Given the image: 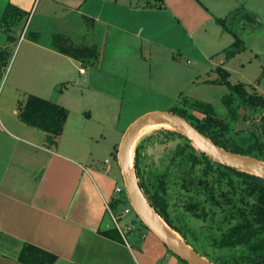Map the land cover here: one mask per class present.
<instances>
[{
    "label": "crops",
    "instance_id": "0c3cea01",
    "mask_svg": "<svg viewBox=\"0 0 264 264\" xmlns=\"http://www.w3.org/2000/svg\"><path fill=\"white\" fill-rule=\"evenodd\" d=\"M36 1L0 0V264H24L18 260L24 244L55 255V260L47 264H154L147 250L156 248L153 240L150 247L145 245V237L140 244L139 239L131 240L129 231L123 241L100 232L114 226L105 222L107 206L117 197L110 156L117 154L123 131L117 139L114 115L108 118L106 114L115 113L113 108L76 110L75 104L85 101L82 96L58 92L57 84L67 80V65L85 63L51 49L48 42L25 36ZM54 1L74 10L72 22L78 24L75 35L66 29L61 33L74 44H95L98 58L112 29L121 34L120 40L133 36L140 44L164 53L197 48L199 40L194 34L206 33L209 28L220 38L222 25L218 20L236 11L239 21L234 26L245 30L257 24L264 28V0H163L159 4L137 0ZM7 3L30 12L26 21L9 31L1 25ZM83 35L91 38L80 42ZM230 37L233 42L231 33ZM2 50L8 51V56H3ZM19 53L21 67L17 74H9L11 60ZM98 58L86 64L96 67L101 75L107 74L97 68ZM133 71L131 76L135 77ZM47 73L53 76L49 78ZM79 73H85L83 67ZM89 78L93 82L99 75L91 73ZM50 90L54 92L48 95ZM28 94L50 96L46 98L68 109L64 129L55 143L48 141L44 131L19 119L18 106ZM162 261L186 264L168 250Z\"/></svg>",
    "mask_w": 264,
    "mask_h": 264
},
{
    "label": "trees",
    "instance_id": "16d2710c",
    "mask_svg": "<svg viewBox=\"0 0 264 264\" xmlns=\"http://www.w3.org/2000/svg\"><path fill=\"white\" fill-rule=\"evenodd\" d=\"M162 1L154 0L158 4ZM29 13L7 3L1 25L9 31L26 21ZM238 13L233 12L218 21L225 26V21L232 20V15ZM229 32L234 37L230 44V52L234 54L244 46L236 30L231 27ZM40 35L29 28L25 32V36L35 42L40 41ZM48 45L85 64H93L98 58L95 44H74L61 32L52 33ZM2 53L8 56V51ZM217 70L220 76L211 82L227 88L222 96L226 107L224 118L216 114L209 102L200 100L175 106L170 111L187 119L217 146L264 162V95L248 91L242 82L231 83L227 69L218 67ZM18 117L26 125L44 131L48 141L55 143L64 129L68 109L50 99L28 94L18 106ZM253 118H258L257 124L238 127L241 120ZM166 139L176 140L175 145L166 147L157 161L151 160L147 146ZM133 167L152 208L200 255L214 264H264V180L261 177L213 160L181 133L169 128H158L135 145ZM125 197H114L110 201L115 213L125 204ZM100 232L123 241L113 225ZM55 258L52 253L31 244H24L18 255V260L24 264H47Z\"/></svg>",
    "mask_w": 264,
    "mask_h": 264
},
{
    "label": "rangeland",
    "instance_id": "374dc122",
    "mask_svg": "<svg viewBox=\"0 0 264 264\" xmlns=\"http://www.w3.org/2000/svg\"><path fill=\"white\" fill-rule=\"evenodd\" d=\"M137 1L145 3L154 0ZM62 5L60 1L54 0H37L34 4L29 29L40 32V39L45 43L50 42L51 34L55 31L67 30L68 33L75 35L78 29V24L72 22V18L75 16L74 10L64 9ZM232 16L234 17L232 20L229 18L225 21V26L221 24L220 38L217 37L219 33L216 36L209 28L206 33L197 32L194 34L195 39L199 40L196 42L197 48L164 53L150 48L146 43L140 44L133 36L120 40L121 34L112 32V29L107 36L105 45L101 46L99 50L97 65L99 71L100 69L108 71L107 74H99L101 71L98 72L96 67L89 64H69L67 65V80H62L57 84L58 92H64V96L68 95L69 97L82 96L81 99L85 101L75 104L76 110L91 106H96L97 109L111 107L116 110L113 114H106L108 118L111 117L110 115H114L117 127L114 135L117 139L121 132H124L129 124L142 114L150 111L171 110L175 106H184L186 102L188 104L197 100L209 102L214 107L216 114L224 118L226 107L222 102V96L227 92V88L222 84L211 82L220 76L218 67L228 70V80L231 83L242 82L248 91L264 95V28L255 24L254 29L246 27L243 30L240 26H234L235 21H239V15ZM231 21L234 23L232 24ZM88 24L89 20L86 17L84 25L87 27ZM231 27L236 30L244 46L234 54L230 52L232 42H230V33L227 32ZM80 38L82 39L79 40L80 42H85L88 40L87 38L91 37L83 35ZM228 42L230 43L228 44ZM158 53L162 54L161 57H157ZM51 56L53 55L51 54ZM46 57L48 56L46 55ZM21 59V53L17 57L14 54L9 74H17L16 72L21 67ZM80 67L84 68V74L79 73ZM130 69L134 70L135 77L131 76ZM91 73L98 74L99 79L90 82ZM47 74L49 78L53 76L52 73ZM81 91H83L82 95ZM53 92L50 90L48 95ZM103 92L107 94H103ZM109 95H115L117 98L108 97ZM46 97L50 96H44V98ZM87 98H89L88 102ZM72 111H74L73 108ZM257 122L258 118L241 120L238 127L249 128ZM156 129L158 128L150 129L140 135L136 139L134 147L140 139L153 133ZM110 131L112 129L108 127L107 132ZM175 143L176 140L167 139L163 140V143L154 142L147 146L146 152L150 155L151 160L157 161L164 149L173 147ZM110 164L112 165L113 188L115 186L121 188V192L115 191L114 194L117 197L126 196L123 201L125 204H121L117 209L118 214L127 210L120 219L121 226L124 229L125 226H131L126 232L129 231L128 236L133 237L130 238L131 240L139 239V244L145 237V245L152 247L150 241L153 240L156 243V248H147L152 256L151 259L154 264H164L162 261L164 254L167 250L172 251L146 227L128 200L116 152L110 156ZM105 222L113 224L108 213L105 216Z\"/></svg>",
    "mask_w": 264,
    "mask_h": 264
},
{
    "label": "water",
    "instance_id": "95a60500",
    "mask_svg": "<svg viewBox=\"0 0 264 264\" xmlns=\"http://www.w3.org/2000/svg\"><path fill=\"white\" fill-rule=\"evenodd\" d=\"M151 121H161L168 124L158 128H169L181 133L196 149L204 152L213 160L255 174L263 180L264 162L257 158L234 153L217 146L209 138L200 133L187 119L170 110L144 113L131 122L123 132L117 147V163L121 170L128 200L138 217L170 251L184 259L188 264H214L196 252L190 245L186 244L180 235L173 231L156 213L138 184L133 167V157L132 166L128 164V152L132 140L138 130L144 124ZM172 235H175L177 240H173Z\"/></svg>",
    "mask_w": 264,
    "mask_h": 264
},
{
    "label": "bare ground",
    "instance_id": "6f19581e",
    "mask_svg": "<svg viewBox=\"0 0 264 264\" xmlns=\"http://www.w3.org/2000/svg\"><path fill=\"white\" fill-rule=\"evenodd\" d=\"M165 125H168V124H165L164 122H161V121H151V122H148V123L144 124L138 130V132L136 133L134 139L132 140V143H131L130 148H129V152H128V164H129V166H132L133 150H134V144H135L136 139L140 135L145 133L146 131H148V130L150 131V129L158 128L160 126H165ZM172 238H173V240H177L175 235H172Z\"/></svg>",
    "mask_w": 264,
    "mask_h": 264
},
{
    "label": "built area",
    "instance_id": "2783aa9c",
    "mask_svg": "<svg viewBox=\"0 0 264 264\" xmlns=\"http://www.w3.org/2000/svg\"><path fill=\"white\" fill-rule=\"evenodd\" d=\"M80 71H83V69H81ZM115 191L117 192H121V188L120 187H116ZM127 212V210H123L121 213H115L110 206H107V213L111 219V221L113 222L114 226L118 229V231L120 232V234L122 235L123 238H125V233L126 230L130 229L131 226H125L124 227L121 226L120 224V219L123 217V215Z\"/></svg>",
    "mask_w": 264,
    "mask_h": 264
}]
</instances>
